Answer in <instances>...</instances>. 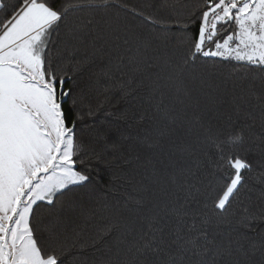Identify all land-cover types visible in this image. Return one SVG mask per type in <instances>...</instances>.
Listing matches in <instances>:
<instances>
[{
    "label": "trees",
    "instance_id": "trees-1",
    "mask_svg": "<svg viewBox=\"0 0 264 264\" xmlns=\"http://www.w3.org/2000/svg\"><path fill=\"white\" fill-rule=\"evenodd\" d=\"M105 2L69 11L51 36L53 67L70 90L63 108L69 126L75 121L76 167L89 180L71 185L52 205L37 202L34 235L63 246L64 264H173L181 256L183 264H232L253 246L258 260L264 71L202 55L184 65L202 0ZM229 134L240 141L225 144V154L241 156L251 169L220 211L217 195L234 173L218 167L216 143ZM186 240L208 251L181 253ZM229 245L231 257L216 254Z\"/></svg>",
    "mask_w": 264,
    "mask_h": 264
},
{
    "label": "snow or ice",
    "instance_id": "snow-or-ice-1",
    "mask_svg": "<svg viewBox=\"0 0 264 264\" xmlns=\"http://www.w3.org/2000/svg\"><path fill=\"white\" fill-rule=\"evenodd\" d=\"M106 6L105 0L59 7L55 0H0V264H64L65 248L41 243L30 226L37 202L52 205L71 185L89 180L76 167L75 121L69 126L63 108L70 90L63 87L67 76L53 67L51 36L69 11ZM199 20L184 65L202 55L264 71V0H202ZM239 141L229 134L216 143L222 161L218 167L234 173L217 195L216 210H226L243 185V171L251 169L241 156L224 152L225 144ZM201 235L207 241V233ZM179 248L196 256L208 251L192 240ZM256 251L253 246L243 261L232 264H264V248L258 260ZM216 254L231 257V245ZM173 264H183V256Z\"/></svg>",
    "mask_w": 264,
    "mask_h": 264
}]
</instances>
